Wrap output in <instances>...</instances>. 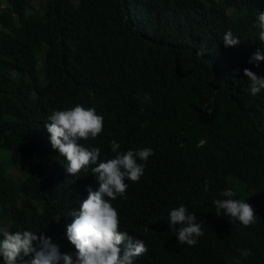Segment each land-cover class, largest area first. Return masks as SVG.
Returning a JSON list of instances; mask_svg holds the SVG:
<instances>
[{
  "label": "trees",
  "instance_id": "1",
  "mask_svg": "<svg viewBox=\"0 0 264 264\" xmlns=\"http://www.w3.org/2000/svg\"><path fill=\"white\" fill-rule=\"evenodd\" d=\"M0 2V150L22 180L0 165V228L42 231L72 254L66 222L99 185L91 168L66 173L44 125L79 104L104 118L94 140L77 141L99 147L101 159L115 156L112 140L121 152L155 153L120 209L122 220L160 225L139 235L145 264H230L238 249L251 252L241 264H264V90L252 96L244 76L245 68L264 76V61L248 62L258 48L264 54L256 27L264 0ZM228 30L239 46L225 47ZM227 188L253 205L255 224L214 216ZM182 205L202 225L196 246L166 228Z\"/></svg>",
  "mask_w": 264,
  "mask_h": 264
},
{
  "label": "clouds",
  "instance_id": "2",
  "mask_svg": "<svg viewBox=\"0 0 264 264\" xmlns=\"http://www.w3.org/2000/svg\"><path fill=\"white\" fill-rule=\"evenodd\" d=\"M256 27L259 29V41L264 44V12L258 14ZM222 39L225 47L241 44L239 37L231 30ZM198 55L204 53L199 52ZM261 61H264V54L258 48L248 62L258 67ZM244 76L247 77L248 90L252 96L264 90V76L247 68L244 69ZM150 99L145 93L142 102L148 103ZM44 126L50 134L52 148L66 158V173L76 176L82 170L91 168L99 187L95 191L91 186L86 189L87 198L79 201L80 205L71 211L66 222V236L72 254H62L59 247L42 231H4L0 238V256L4 264H145L149 246L145 237L139 235L147 227L159 230L160 225H157L154 217H150L147 225H137L132 218H128L130 221L122 220L120 209L127 199L129 186L139 182L144 175L146 162L155 154L154 151L140 148L121 152L120 145L112 140L111 150L115 156L101 159L99 147H85L77 141L94 140L103 132L104 118L94 108L79 104L70 109L53 111ZM138 160L143 163H138ZM126 180H130L128 184ZM220 195L224 199L213 201V214L218 220H228L229 223L239 221L244 227L256 223L257 214L253 205L234 199L236 193L231 188L224 189ZM197 221L198 217L189 213L183 205L171 210L169 217L164 220L167 230L175 233L178 243L188 246H196L204 235L202 225ZM218 230L230 232L225 228ZM238 251L240 256L230 261V264H241L242 259L251 255L248 249Z\"/></svg>",
  "mask_w": 264,
  "mask_h": 264
},
{
  "label": "rangeland",
  "instance_id": "3",
  "mask_svg": "<svg viewBox=\"0 0 264 264\" xmlns=\"http://www.w3.org/2000/svg\"><path fill=\"white\" fill-rule=\"evenodd\" d=\"M36 8H39V4L35 3ZM6 9V5L3 2H0V13ZM8 153L5 150H0V165H6L9 164L10 171L9 174L13 176L14 180L20 181L21 178L18 175L17 169L14 167V165L11 163V161L8 159ZM22 181V180H21ZM6 231V230H5ZM4 232L2 228H0V233Z\"/></svg>",
  "mask_w": 264,
  "mask_h": 264
}]
</instances>
